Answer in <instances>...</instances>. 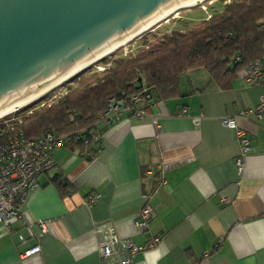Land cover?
<instances>
[{"label": "crops", "instance_id": "crops-1", "mask_svg": "<svg viewBox=\"0 0 264 264\" xmlns=\"http://www.w3.org/2000/svg\"><path fill=\"white\" fill-rule=\"evenodd\" d=\"M263 90L264 79L249 82L239 71L219 87L204 69L193 68L181 94L163 100L170 112L184 105L188 113L158 122L124 113L102 129L95 151L56 146L55 163L23 203L29 219L48 224L41 251L21 256L32 242L19 241L18 229H25L0 227V264H100L95 223L104 220L140 245L132 264H264V116L237 117L251 144L242 173L234 162L239 135L221 120L256 104ZM159 108L154 100L146 112ZM197 113L195 124L191 114ZM56 174L67 179L66 190ZM147 198L155 216L148 228L135 230L132 220ZM153 235L158 239L151 243Z\"/></svg>", "mask_w": 264, "mask_h": 264}, {"label": "trees", "instance_id": "trees-1", "mask_svg": "<svg viewBox=\"0 0 264 264\" xmlns=\"http://www.w3.org/2000/svg\"><path fill=\"white\" fill-rule=\"evenodd\" d=\"M263 55L264 0H229L188 28H173L144 40L135 52L115 57L100 71L80 72L66 93L23 107L15 126L26 136L47 129L67 132L70 148L95 151L99 140L90 136L89 129L110 95L145 85L153 101L164 100L181 94L183 77L193 68L204 69L219 87H226L241 68ZM107 60L106 55L101 59ZM53 179L62 190L69 186L57 174Z\"/></svg>", "mask_w": 264, "mask_h": 264}, {"label": "water", "instance_id": "water-1", "mask_svg": "<svg viewBox=\"0 0 264 264\" xmlns=\"http://www.w3.org/2000/svg\"><path fill=\"white\" fill-rule=\"evenodd\" d=\"M176 0H0V107L44 86Z\"/></svg>", "mask_w": 264, "mask_h": 264}, {"label": "built area", "instance_id": "built-area-1", "mask_svg": "<svg viewBox=\"0 0 264 264\" xmlns=\"http://www.w3.org/2000/svg\"><path fill=\"white\" fill-rule=\"evenodd\" d=\"M239 72L246 81L260 83L264 79V55L250 61ZM148 102L151 103L153 100L145 85L129 93L122 91L110 95L105 108L99 112L89 129L90 136L100 140L102 129L124 113L132 116H149L154 122H158L163 115L188 113L184 105L170 112L160 98L155 100L160 107L159 110L148 113L146 112ZM14 111L0 117V227L11 231L15 229V224L19 223L25 229V232L19 229L17 232L21 242L32 239V242L20 252L24 257L41 251L42 236L48 231V224L43 217L29 219L23 212V203L29 192L40 184V175L55 163L53 149L66 144L71 135L47 129L39 135L26 136L23 128L15 126V122L21 120V117ZM249 111L254 112L257 117L264 116V90L260 92L259 99L253 106L225 113L221 118L224 123L236 128L242 143L241 153L234 158L240 173L243 169L242 156L249 151L251 144L244 128L238 125L237 117L246 115ZM201 116L202 113L191 114L192 121L195 124L200 123ZM99 195L100 193L96 192L91 194V197L97 198ZM155 213V204L148 198L145 199L138 215L132 220L133 228L135 230L148 228ZM95 230L99 234L100 264H132V256L140 248L135 240L129 235H119L114 224L107 220L96 222ZM157 239L158 235H153L150 242L153 243ZM222 240L223 236H220L217 243ZM207 252L208 249H205L204 253Z\"/></svg>", "mask_w": 264, "mask_h": 264}, {"label": "rangeland", "instance_id": "rangeland-1", "mask_svg": "<svg viewBox=\"0 0 264 264\" xmlns=\"http://www.w3.org/2000/svg\"><path fill=\"white\" fill-rule=\"evenodd\" d=\"M229 0H205L203 2H200L196 5L192 6H185L179 8L175 13H172L171 15L168 16L167 19L162 20V22H159L158 24L154 25L151 29H148L130 41L124 44V46L119 47V49L106 54L107 61H101V59L97 60L96 62L90 64L86 68L82 69L81 71L77 72L74 74L72 77L67 79L65 82H62L60 85L54 87L52 90L45 93L41 97L37 98V100H33L30 103L35 102V106L40 105L44 100L48 98H57L59 95H62L63 93H66L68 91V86H73L76 83V79L74 78L76 75H78L80 72H86L90 73L94 70L100 71L104 69L105 64H109L112 62V60L119 56V55H126L130 52H135L137 48L141 46L144 40H149L151 41L154 37H157L161 34H163L165 31H169L173 28H188L190 27L193 23L197 22L200 20L202 16L209 17L210 13L220 10L224 3ZM184 8V9H183ZM64 90H67L66 92H63ZM50 96V97H48ZM48 97V98H47ZM45 98V99H44ZM30 103L26 104L29 105ZM25 107V105L21 106L20 109H16L14 112L17 115H21L22 113L21 109ZM30 110V109H29ZM21 111V112H20ZM11 114L13 113L10 112ZM21 117V116H20Z\"/></svg>", "mask_w": 264, "mask_h": 264}, {"label": "bare ground", "instance_id": "bare-ground-1", "mask_svg": "<svg viewBox=\"0 0 264 264\" xmlns=\"http://www.w3.org/2000/svg\"><path fill=\"white\" fill-rule=\"evenodd\" d=\"M203 1H205V0H176V2L168 10H166L165 12H162L161 8L159 7L158 9L161 12V15L159 16V18L156 21L151 22V23L146 25L145 21L142 18L141 20H142L144 26L141 27L138 31H136L134 33H130V34H129V32L126 29L125 32L127 33V36H125L121 41H119L114 46H112L110 41H108L109 45L111 46L110 48H107V49H104L102 51H99L96 54L91 52V54L93 56L85 59L84 61L80 62L79 64L74 63L75 64L74 67H72L71 69L67 70L66 72H64L60 76L58 74L57 78H55L54 80L50 81L46 85H44L42 87L40 85L39 89L35 90L34 92L30 93L29 95H27L25 97H23V95H21L20 99H18L17 101H15L12 104L7 105V106H4V104L1 103L2 107H0V117L5 115V114H7V113H10V112L18 109V108H20L23 105L26 106V104L30 103L31 101H33L35 99L37 100V98L41 97L45 93L47 94V92L52 90L54 87L60 85L62 82H65L67 79L72 77L77 72L81 71L82 69L86 68L90 64L96 62L97 60L102 59V57L105 56L106 54H109V53L119 49V47L124 46V44L126 45V43L128 41H130L131 39H133L134 37H136L140 33L144 32V31H146L148 29H151L154 25L158 24L159 22H162V20L167 19L169 15H171L172 13H175V11H177L179 8L185 7V6L196 5V4H198L200 2H203Z\"/></svg>", "mask_w": 264, "mask_h": 264}]
</instances>
